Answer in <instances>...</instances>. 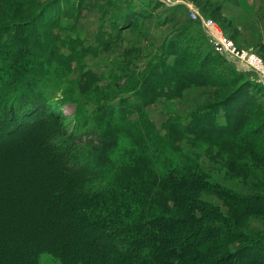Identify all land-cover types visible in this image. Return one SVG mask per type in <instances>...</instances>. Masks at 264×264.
Wrapping results in <instances>:
<instances>
[{"label": "trees", "instance_id": "1", "mask_svg": "<svg viewBox=\"0 0 264 264\" xmlns=\"http://www.w3.org/2000/svg\"><path fill=\"white\" fill-rule=\"evenodd\" d=\"M66 3L52 0L32 20L0 25V92L6 90L3 101H14L0 110V199L8 191H16L6 205L9 211L26 200L19 192L28 181L14 179V166L9 164L16 149L26 154V142L33 148L25 165L29 172L43 173L44 178L49 175L47 189L41 187L46 196L49 194L42 205L51 211H57L58 205L70 210L66 224L72 227L63 243L48 233L34 243L28 237L23 240L26 236L16 225L0 229L5 243L2 252L9 257L2 264H41L40 256L46 252L63 264H264V237L247 233L231 213L204 200L200 189L226 196L246 212H264L263 193L245 195L223 188L196 164L171 163L157 170L158 159L152 157L149 135L139 140L133 123L126 129L114 124L112 116H106L113 110L111 104L97 106L96 123L86 129L73 128L69 133L65 123L57 119L54 103L37 91L36 71L45 65L41 51L47 35H53L51 28L47 33L41 29L39 18L47 11L68 8ZM131 13L115 12L113 24L116 19V26L128 23ZM51 23H57L53 17L42 26L51 27ZM182 36L179 33L166 45L167 51L177 54L173 74L164 77L157 73L159 66L166 64L165 54L157 62H148V68L138 74V88L162 78L158 92L166 96L188 85L228 83L217 79L212 70L215 58H224L212 54L213 50L201 55L206 49L202 44L183 47ZM42 38L45 41L39 42ZM260 84L244 77L241 86L223 100L195 109L191 120L177 126L175 132L201 137L223 148L230 146L239 156L248 153L264 161V110L252 92L253 88L263 92ZM154 144L153 140L156 148ZM37 161L42 162V171ZM25 166L19 163L18 171L23 173ZM160 182L167 197L152 194ZM75 243L78 253L72 250ZM28 245L31 249L26 257Z\"/></svg>", "mask_w": 264, "mask_h": 264}, {"label": "rangeland", "instance_id": "2", "mask_svg": "<svg viewBox=\"0 0 264 264\" xmlns=\"http://www.w3.org/2000/svg\"><path fill=\"white\" fill-rule=\"evenodd\" d=\"M51 1L0 0V25L32 20L37 12ZM182 1L193 5L204 16L212 19L239 51L255 55L264 65V0H244L245 8L239 17L233 16L231 11L226 14L223 12V6L227 5L228 0ZM66 4L69 5L68 8L55 12L47 11L39 18L41 29L47 33L51 28L53 35L49 34L45 39L46 47L41 51L45 65L39 66L36 78H39L37 91L42 92L54 103L59 115L57 119L65 123L69 133L73 128L93 127L96 123L97 106L111 104L113 110L104 114L107 117L112 116L114 124L126 129L133 123L137 128L135 130L139 140H144L146 135H149L152 157L158 159L159 166H155L157 170L171 163L196 164L212 182L220 184L223 188L235 189L245 195L264 194V161L248 153L241 152L242 155L239 156L230 146L223 148L207 139L175 132L177 126L187 124L191 120L195 109L226 98L241 86L244 77L261 83L259 87L263 92L254 88L252 92L257 98L256 102L262 104L264 110V76L258 71L260 68H241L242 57L222 56L215 50L205 27L197 24L193 27L188 24L178 29L177 26L160 28L158 23L163 20V15L159 12L163 11L153 13L154 9L163 10L166 7L160 0H67ZM176 5H171L170 8ZM228 5H231V2ZM121 10L125 11V14L130 11L146 12L149 16L141 21L136 19L133 13L136 17L133 26L119 31L115 27L117 19L114 26L113 22L110 26V22L114 20L113 14ZM185 11L187 13V9L184 10L180 6L178 13L185 17ZM49 17H53L57 23H51V27L45 28L42 23ZM174 28L175 30H172ZM179 29L183 34L180 39L183 47L193 46L195 43L202 44L206 49L201 50V55L213 50L212 54L216 53L224 58L223 60L215 56L212 70L216 72L217 79L228 83L188 85L177 93L166 96L158 92L162 78L138 88L139 85L135 83L139 78L138 74L148 68V62H157L159 57L165 54L166 64H161L162 67L159 66L157 73L164 77L173 74L171 68L177 61V54L167 51L166 45L178 34L176 30ZM167 33L173 36L168 37ZM165 35L168 38L163 45L158 46ZM43 39L39 42L45 41ZM172 46L175 48L176 45ZM5 92L6 90L0 92V110L14 102L3 101ZM147 119L151 120L157 129H154ZM261 120L264 121V116ZM220 121H224V117L220 116ZM1 134L0 122V140L3 138ZM153 140L156 148L152 146ZM23 144L26 154L16 149V153L9 159V164L14 166L11 173L14 179L19 177L28 181L22 183L19 192L26 200L19 201L18 206L9 211L6 205L9 204L12 193L15 194L16 191L12 189L0 199V229L16 225L17 231L26 236L23 240L28 237L34 243L48 233L60 242L72 227L66 224L71 211L63 210L59 205L57 211H51L42 205L49 194L46 192V196L41 187L47 189L49 175L44 178L43 173L29 172L25 165L28 159L32 158L33 148L26 142ZM146 144L149 145L147 141ZM19 163L25 166L21 169L23 173L18 171ZM41 164V161L36 162L37 168L42 171ZM92 169L94 168H90ZM157 185L152 194L165 197L167 193L163 183ZM33 194L35 199L32 198ZM200 194L204 200L218 206L223 212L231 213L247 233L264 237V212H246L234 205L230 198L210 189L201 188ZM256 200L261 199L257 197ZM3 238L0 236V264L9 259L5 258L6 253L2 252L5 248ZM75 245L72 250L78 253ZM232 247L235 248V244ZM30 249L28 245L26 257H29ZM194 258L192 256L190 260L193 261ZM40 263L63 264L47 252L40 256Z\"/></svg>", "mask_w": 264, "mask_h": 264}, {"label": "built area", "instance_id": "3", "mask_svg": "<svg viewBox=\"0 0 264 264\" xmlns=\"http://www.w3.org/2000/svg\"><path fill=\"white\" fill-rule=\"evenodd\" d=\"M162 3L166 5H176L183 4L188 8L189 18L196 22L198 26L205 27L208 30V34L212 43L214 45L215 50L220 53L224 57L234 58L239 57L242 60L240 67L245 68V66L250 68H260V71L264 76V65L261 63L259 58L255 55H249L246 52L239 51L234 43L223 34V31L217 28V24L210 18L204 16L199 10H197L193 5L189 3H184L182 0H160ZM258 64V65H257Z\"/></svg>", "mask_w": 264, "mask_h": 264}, {"label": "crops", "instance_id": "4", "mask_svg": "<svg viewBox=\"0 0 264 264\" xmlns=\"http://www.w3.org/2000/svg\"><path fill=\"white\" fill-rule=\"evenodd\" d=\"M243 1L244 0H228V1H226V4L227 5H225L224 4V6H223V12H225V14L226 13H229V11H231V13L232 14H234L233 16H237V17H239L241 14H242V10L245 8L244 7V3H243ZM231 2V5H228L229 3ZM240 3H243V5L242 4H240ZM166 7H164L163 8V10H156V9H154V14L156 13V12H158V11H163V12H159V13H161L162 15H163V17H162V21H161V23H158V26L160 27V28H162V27H169V28H171L172 26H177V29L178 28H182V27H184L185 25H192L193 27H196V22L195 21H193V20H191L190 18H189V11H188V8L185 6V5H183V4H179V5H176V7H173V8H170V6L171 5H166V4H164ZM169 6V7H168ZM180 6L182 7V8H184V10H186L187 9V13H186V11H185V13H186V16L184 17H182V15H181V13H178V11L180 10ZM160 9V8H159ZM152 13V14H153ZM132 14L133 13H131V16H132ZM144 14H146V15H144ZM137 18H136V17ZM134 17H132L131 18V20L128 22V23H122L121 25H117L116 27L118 28L117 30H119V31H121L124 27H130V26H133V21L134 20H136V19H138V20H144L146 17H148L149 15L145 12V13H139V14H137V15H135ZM145 17V18H144ZM136 18V19H135ZM124 20H129V19H124ZM113 22V20H111V22H110V26H111V23ZM117 23V22H116ZM132 24V25H131ZM163 25V26H162ZM113 26H114V24H113ZM198 26V25H197ZM163 29V28H162ZM172 30H175V28L174 29H172ZM177 32H178V34L180 33L179 31H180V29L179 30H176ZM175 31V32H176ZM171 32V31H170ZM168 35H169V33H167ZM178 34H176L175 35V37L178 35ZM173 35L172 34H170L168 37H172ZM184 36H186V34L184 35ZM168 37H166V35L163 37V39H162V42L160 43V44H158V46H160V45H163V43L165 42V40L168 38Z\"/></svg>", "mask_w": 264, "mask_h": 264}, {"label": "bare ground", "instance_id": "5", "mask_svg": "<svg viewBox=\"0 0 264 264\" xmlns=\"http://www.w3.org/2000/svg\"><path fill=\"white\" fill-rule=\"evenodd\" d=\"M217 28H218V26H217ZM218 30H219V28H218Z\"/></svg>", "mask_w": 264, "mask_h": 264}]
</instances>
